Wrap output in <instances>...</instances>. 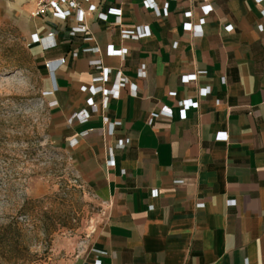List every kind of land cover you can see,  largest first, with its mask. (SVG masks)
Wrapping results in <instances>:
<instances>
[{"label":"crops","instance_id":"crops-1","mask_svg":"<svg viewBox=\"0 0 264 264\" xmlns=\"http://www.w3.org/2000/svg\"><path fill=\"white\" fill-rule=\"evenodd\" d=\"M91 3L86 34L49 14L28 35L44 64L65 58L50 138L106 210L69 264H264V0ZM136 26L149 32L122 35ZM121 78L107 101L92 90Z\"/></svg>","mask_w":264,"mask_h":264},{"label":"rangeland","instance_id":"rangeland-1","mask_svg":"<svg viewBox=\"0 0 264 264\" xmlns=\"http://www.w3.org/2000/svg\"><path fill=\"white\" fill-rule=\"evenodd\" d=\"M34 6L0 0V264H69L106 210L51 141L47 71L28 39Z\"/></svg>","mask_w":264,"mask_h":264},{"label":"built area","instance_id":"built-area-1","mask_svg":"<svg viewBox=\"0 0 264 264\" xmlns=\"http://www.w3.org/2000/svg\"><path fill=\"white\" fill-rule=\"evenodd\" d=\"M92 0H34L35 6L33 10L31 11V16L32 17H45V15H61L63 17L68 16L72 17L77 22V25L71 28V33H83L86 34L89 31L88 26V17L91 13V9L93 8V4L91 3ZM85 4H90L88 10L84 8ZM207 5V4H206ZM102 18H106L105 14H100ZM148 31V26L142 27V26H136L134 28H124L122 29L121 33L123 36L127 37H134L138 38L142 35L147 34ZM34 41H39L41 46L44 49H48L51 47L57 46V41L55 40V32L54 31H49L46 33V35L42 37H36L34 38ZM124 49H119V50H113L112 54L113 55H118V56H123L124 55ZM65 62V58H60L56 60H49L45 62V67L49 71V77H50V82H51V90L50 92H54L57 90V85H56V80H55V71L56 69ZM92 65H99L98 60H91L90 61ZM100 77L99 79H104L101 80L102 82L107 79V75L110 72L109 68H102L100 67ZM141 70V77H146L147 72H146V64H142L140 67ZM122 78L114 82L112 84V89L106 88L103 85H97L95 87H92V90L94 93H101L104 98L108 99V96L113 93V95L117 96L118 92H120V88L123 84L121 81ZM188 80V78H186ZM180 106L183 113L196 105L197 103L194 102L192 99H184L180 101ZM91 105L95 107L96 105L94 102L91 101ZM81 117L83 119H86L87 112L82 111L80 113ZM103 122L107 127V132L108 134H113L114 128L116 127L117 124H120L119 121L111 122L108 120L107 117H104ZM150 124L153 122V117H150L149 121ZM124 143L121 141L118 143V145L122 146ZM108 152L111 150L110 147L107 148ZM108 161L107 164L108 166H114L115 165V159L111 153H108Z\"/></svg>","mask_w":264,"mask_h":264},{"label":"bare ground","instance_id":"bare-ground-1","mask_svg":"<svg viewBox=\"0 0 264 264\" xmlns=\"http://www.w3.org/2000/svg\"><path fill=\"white\" fill-rule=\"evenodd\" d=\"M23 0H18V2H22Z\"/></svg>","mask_w":264,"mask_h":264}]
</instances>
